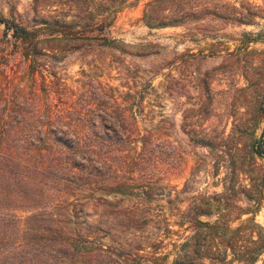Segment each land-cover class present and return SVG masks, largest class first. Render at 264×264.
Instances as JSON below:
<instances>
[{
    "label": "rangeland",
    "instance_id": "374dc122",
    "mask_svg": "<svg viewBox=\"0 0 264 264\" xmlns=\"http://www.w3.org/2000/svg\"><path fill=\"white\" fill-rule=\"evenodd\" d=\"M152 1L128 0L102 32L83 26L109 14L103 0H0V19L40 39L28 61L33 44L0 23L6 143L40 145L50 165L36 177L39 202L14 193L0 205H23L14 222L36 207L57 206L62 219L76 209L79 224L67 226L78 225L75 238L88 247L79 255L40 241L7 264H264L252 242V218L264 227V208L249 192L250 175L264 166L255 153L264 129V0H171L151 26ZM44 17L75 26L49 33ZM163 17L172 22L155 25ZM66 143L100 152L97 177L83 174L80 182L92 183L76 191ZM87 155L85 167L93 165ZM248 251L255 262L245 261Z\"/></svg>",
    "mask_w": 264,
    "mask_h": 264
},
{
    "label": "trees",
    "instance_id": "16d2710c",
    "mask_svg": "<svg viewBox=\"0 0 264 264\" xmlns=\"http://www.w3.org/2000/svg\"><path fill=\"white\" fill-rule=\"evenodd\" d=\"M127 1L128 0H103L102 10L103 12H109V14H106L105 16L102 15V18L97 22L85 23L83 28L85 30L88 28L99 29L100 31L105 32L109 29L112 23V18L109 16H111V14L115 15V13L121 11L122 8L126 6ZM170 1L171 0H153L148 4L144 17L149 21V25L152 26L151 22L154 18H157L155 17L156 15L167 9L168 5L165 6V4H168ZM167 18L168 17H163L159 19L160 21L155 25L163 26L171 23L172 20H167ZM90 20H92V18ZM173 21H177V18L175 17ZM0 23L6 26L8 31L13 30L16 38H19L24 42L30 40L29 45L33 44L31 45L33 50L26 53L25 58L28 61L34 62L36 60L38 41H40L37 34L38 30L27 31L26 28L19 24H9L3 19H0ZM40 24H43V28L48 30L49 33H60L63 36L67 35L68 32H71V29L75 26L73 21L61 20L58 17H44ZM92 39H96V37H92ZM100 40H102V44L104 45H109L111 42H114L113 39L111 40L107 36H103ZM262 111L264 117V106L262 107ZM5 116L6 115H0V204L5 198H8L10 194L13 195L14 193H21L26 199L39 202V195L35 192V187L38 186L36 177L37 175L42 174L47 175V171L50 170L49 162L43 157L45 154L40 145L35 144V146L31 148L25 147L23 143V145H16L15 147L7 145L6 136L12 131L10 127L5 128L4 123H2ZM37 116L38 118H41L38 113ZM38 118H36V120ZM65 146L75 151V154L70 158L71 160L68 161L70 166L69 173L75 180L70 181L68 188L69 190L76 191L83 186L92 183V181H89V183L80 182V180L83 179V174H90L89 177H97L100 152L96 145L88 148L81 143H78L77 145H69L66 143ZM19 147H22V152L20 153H18ZM85 153H88L86 161L93 165L85 167L83 162ZM255 153L264 158V129L258 140ZM37 157L42 158L41 164H37L35 161ZM9 183L10 186H14V191L12 193L11 190H9V192L7 191ZM115 189L116 188H114V190ZM249 192L251 193L250 197H255V202L258 204L257 207L264 208V166L261 168L260 172H258V176L253 177L250 175ZM16 196L18 195H15V197ZM16 199L23 202V200L18 197ZM32 206H35V204H32ZM22 208L23 205H15L13 208L0 205V264L8 263L9 260L7 255L18 253L25 255L29 254V252H33L36 250L34 249L36 247L31 246L28 250L23 251L24 245H35L36 243H40V241L47 242L59 240L60 242H65L62 244L63 248H71L74 253L79 255H81L80 252L84 253L88 251V247L84 245L79 246L77 238H75H81L83 236L81 231L78 230V225L71 228L69 227V223L73 218H75L73 224H79V214L76 209H73L68 213L66 219H62L63 215L58 213L57 206H53L51 209L36 207L35 209H32L35 211L26 217L27 219L22 220L21 218H18V221L14 222V220H17L15 212ZM252 223L253 226L259 228L258 239L256 241L253 240L252 242L256 245V251H258V256H260L264 252V227L256 223L254 218H252ZM72 236L74 238L71 239ZM258 256L251 251H248L245 261L255 262ZM22 263L23 262H20V264ZM11 264H13V262Z\"/></svg>",
    "mask_w": 264,
    "mask_h": 264
}]
</instances>
